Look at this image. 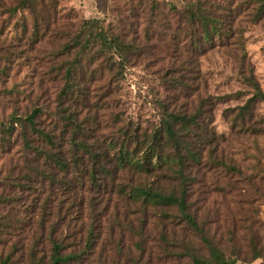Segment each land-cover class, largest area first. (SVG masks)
<instances>
[{"label": "trees", "instance_id": "obj_1", "mask_svg": "<svg viewBox=\"0 0 264 264\" xmlns=\"http://www.w3.org/2000/svg\"><path fill=\"white\" fill-rule=\"evenodd\" d=\"M181 1L183 7L170 8L183 20L173 28L171 35L177 40L182 33L185 45L181 49L176 43L167 52L170 68L164 74L176 78L165 84L164 98L151 101L155 107V122L145 129L128 118L118 129L119 134H112L110 140L104 139L102 146L96 140L89 142L95 139L91 129L85 131L84 124L81 128L79 117L70 109L82 99L88 87L84 82L89 81L84 78L82 83H76L74 80L79 71L83 76H91L89 69L93 63L87 61V56L92 50L98 58L90 60H110L118 64L129 52L128 49L125 52L126 44L104 26L103 20L89 18L81 20L77 26L69 24L71 19L61 12L58 0H0V9L15 3L14 12L18 9L29 12L32 33L27 42L32 51L47 52L49 46L54 47L47 54V65L55 59H63L60 66L63 85L56 99L59 105L68 103V110L54 115L53 129L45 131L37 126L41 108H35L24 118L11 117L12 124L24 126L25 149L30 157L25 171H19V176L29 184L16 181L19 187L32 191L31 203L36 209L30 210L27 244H20L23 239L20 237L25 235H19L17 240L30 264H88L86 259L97 244L92 238L93 223L102 220L100 216H93L91 210L101 204L115 209L119 206L140 211L158 209L157 220L162 221L163 217L167 221L158 240L165 244L172 240L175 262L235 264L241 259L245 263L264 259V223L259 211L264 205V116L255 113L256 105L264 101V93L255 86L252 97L233 110L237 115L231 126L245 136L244 145L239 147L248 158L245 170L249 173L243 176L225 154L227 147L234 148L238 138L233 136L227 140L216 133L213 123L217 99L201 96L197 76L196 58L201 55L203 45L212 44L215 38H228L231 26L211 8H205L200 0ZM258 1L262 5L254 16L256 22L264 19V0ZM180 58L187 72L185 79L182 77L184 69L177 67ZM248 69L244 79L252 85L253 72ZM258 140H262V144ZM245 144L251 145L252 154L245 153ZM210 172L225 176L238 174L241 181L232 192L227 183L220 185ZM209 174L212 178V189L207 194L212 196L210 200L202 197L206 195L202 190L204 178ZM195 185L198 189L194 205L200 206L192 214L190 189ZM57 200L70 202V205L56 210ZM40 203L48 207L40 209ZM10 218L5 220L0 216V235L15 233L14 226L7 224ZM53 219L59 226L57 222L53 224ZM141 220L143 218L139 222ZM147 220L149 218L144 221ZM20 221L17 219V224ZM209 224L214 226V233L227 240L230 248L223 250L213 242V236L204 227ZM190 236L200 243L190 242ZM200 246L205 258L197 249Z\"/></svg>", "mask_w": 264, "mask_h": 264}, {"label": "rangeland", "instance_id": "obj_2", "mask_svg": "<svg viewBox=\"0 0 264 264\" xmlns=\"http://www.w3.org/2000/svg\"><path fill=\"white\" fill-rule=\"evenodd\" d=\"M62 13L71 19L69 24L77 26L81 20L96 18L104 21V26L118 35L126 44L128 53L118 64L112 61H92L98 58L96 54L87 56L88 62L93 63L91 76H83L78 72L76 83L84 82L88 85L82 94V99L71 106V111L77 114L81 128L91 129L92 135L100 145L109 136L118 135L122 123L128 118L147 129L156 118L151 101L155 98H164V88L167 81L176 78L164 74L170 65L169 53L176 43L183 48L185 37L179 33L177 40L172 36L173 28L182 24V19L170 10L175 6L183 7L181 0H58ZM207 9L219 14L225 24L231 26V35L228 38H215L212 44H204L202 53L196 58L199 77V93L209 96L215 101L213 128L216 133L230 140L237 137L234 148H226L225 154L229 163L235 165L243 176L249 172L245 161L246 154L240 152L244 145V133H237L231 126L237 112L233 110L241 107L255 93L257 86L264 93V19L255 21L257 9L262 2L256 0H200ZM81 2V3H80ZM13 5H6L0 9V216L11 218L7 224L14 226V234L0 235V264H30L28 258L22 254L25 250L17 244L18 236L23 238L20 244L28 242L27 232L29 219L33 209L32 191L17 185L19 171L26 168L29 151L25 149L24 126L22 123L12 124V116L24 118L35 108H41V117L37 126L42 130H51L56 124V115L68 110V103L57 104V92L63 85V75L60 66L63 59H55L51 64L47 52L32 51L27 42L32 33V17L25 9L14 12ZM237 9L235 13L234 10ZM152 12V14H151ZM25 26L23 29L22 27ZM184 25V24H183ZM182 25V26H183ZM170 28L166 30V28ZM25 38V39H23ZM177 45V46H178ZM174 58L173 60H175ZM65 60V58H64ZM182 58L177 67L182 66ZM87 61H82L83 70ZM118 61V60H117ZM176 67V68H177ZM248 67L253 72V84L245 81L248 76ZM183 79L187 72L184 69ZM243 73V74H242ZM185 82V81H184ZM69 109V110H70ZM255 113L264 116V101L256 105ZM14 131H13V130ZM95 142V144H96ZM262 144V140H258ZM242 144V145H241ZM245 153L252 154L245 144ZM232 159V162H230ZM234 161V162H233ZM230 166V165H229ZM231 167V166H230ZM23 171V170H22ZM25 171V169H24ZM219 169L218 173L221 174ZM220 185L227 183L228 190L234 191L235 185L241 181V176L219 175L210 172ZM210 174L205 176L202 187L203 198L211 199L207 195L212 187ZM29 184L23 180L22 184ZM124 183H126L123 180ZM238 185V184H237ZM198 186L190 189L192 214L200 205H194L197 198ZM192 194V195H191ZM39 195V194H38ZM42 196V195H40ZM38 204L40 209L46 207ZM68 203L55 204L56 210L66 209ZM260 218L264 223V205L260 206ZM8 212H11L6 216ZM93 216L102 218L93 223V241L96 240L92 255L86 259L88 264H183L175 262L172 254V240L168 244L158 240L160 232L164 231L166 219L158 221V209L140 211L133 207L113 206L101 204L91 210ZM31 215V216H30ZM30 216V217H29ZM143 218L139 222V219ZM147 221H144L145 219ZM17 219L21 221L17 224ZM56 224V219L52 220ZM4 222V221H3ZM59 226V222H57ZM17 226V228H15ZM205 230L213 236V242L221 245L223 250L230 248L227 240L222 239L219 233H214V226L206 225ZM169 228V227H168ZM22 229H25L22 231ZM23 232V233H22ZM190 242L199 244L200 241L190 236ZM70 243V241H69ZM27 249V248H26ZM201 256L205 258L201 246ZM27 254V253H26ZM39 255V253H37ZM8 257L7 261L6 258ZM39 257V256H37ZM242 257V255L240 256ZM6 261V262H5ZM235 264H264V259L252 262L238 260Z\"/></svg>", "mask_w": 264, "mask_h": 264}, {"label": "crops", "instance_id": "obj_3", "mask_svg": "<svg viewBox=\"0 0 264 264\" xmlns=\"http://www.w3.org/2000/svg\"><path fill=\"white\" fill-rule=\"evenodd\" d=\"M81 3V2H80Z\"/></svg>", "mask_w": 264, "mask_h": 264}]
</instances>
